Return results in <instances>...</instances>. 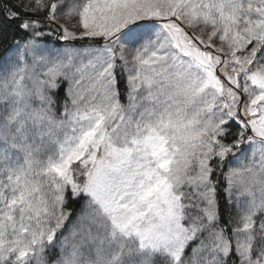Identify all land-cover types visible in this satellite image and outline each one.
Wrapping results in <instances>:
<instances>
[{
	"label": "snow or ice",
	"instance_id": "1",
	"mask_svg": "<svg viewBox=\"0 0 264 264\" xmlns=\"http://www.w3.org/2000/svg\"><path fill=\"white\" fill-rule=\"evenodd\" d=\"M62 13L75 30L54 24ZM85 38L106 59L53 101L57 115L12 68ZM0 45V264H264V0H0ZM125 60L148 103L127 123L113 84ZM49 143L57 156L38 162ZM242 146L251 162L230 168ZM217 173L261 191L227 238Z\"/></svg>",
	"mask_w": 264,
	"mask_h": 264
},
{
	"label": "rangeland",
	"instance_id": "2",
	"mask_svg": "<svg viewBox=\"0 0 264 264\" xmlns=\"http://www.w3.org/2000/svg\"><path fill=\"white\" fill-rule=\"evenodd\" d=\"M67 10H65L66 12ZM56 25L69 28L70 31L75 30V19L61 14L54 21ZM161 25H158V30L161 28ZM203 25H200L194 31L197 35L200 34ZM206 38V37H205ZM82 39H72V40H63L65 42L78 41ZM57 47L54 45L50 46L52 50L45 49L42 45H38L39 51L33 56L32 53H29L19 61L17 65H14L12 71L19 70L20 73L24 76L26 83L30 85V92L35 97H42L45 103H51L53 108V101L56 95V90L61 86L65 85L66 92L69 87V83L80 77H87L92 74V72L98 71L102 67L106 58L102 55H96L97 53L102 52L100 45H80V44H68ZM215 46L219 47L220 42L215 41ZM125 72L127 79L135 71L136 65L131 60H125L124 62ZM6 74L0 72V80L4 78ZM129 82V79H128ZM50 83H55L58 85L55 89L50 88ZM114 87L117 92L116 79L113 81ZM130 85V98L129 105L127 107H121L122 115L124 117L125 123L132 121H137L142 113L145 111V108L148 106L146 101L147 89H134ZM118 99V92H117ZM119 102V100H118ZM120 105V104H119ZM54 110V109H53ZM56 114L59 115V110H55ZM70 127V125H69ZM246 152L245 157L237 160L233 159L230 164V168H240L242 165L249 164L252 160V151L253 149L245 146L243 149ZM13 158H19V162L23 163V154L18 152L12 153ZM239 155V154H237ZM57 151L54 143L46 144L36 152L35 158L38 162H46L49 157H56ZM132 162L143 163L144 158L133 154ZM229 170V169H228ZM122 179L120 173H112L109 178V183L116 185ZM255 194V199L253 196L243 188L242 185L228 183V193L232 203V218L233 226L235 228L242 227V217L247 215L249 212L255 210L259 206L261 200V191L259 185H249ZM67 189V188H66ZM66 191V190H65ZM88 204V203H87ZM87 204L82 209V211L74 218L78 219L87 210ZM259 213L254 219L258 220ZM68 222L65 221V224ZM213 227L217 230H221L217 225V220L213 222ZM68 233H65L67 235ZM224 235V234H223Z\"/></svg>",
	"mask_w": 264,
	"mask_h": 264
},
{
	"label": "trees",
	"instance_id": "3",
	"mask_svg": "<svg viewBox=\"0 0 264 264\" xmlns=\"http://www.w3.org/2000/svg\"><path fill=\"white\" fill-rule=\"evenodd\" d=\"M62 43L63 42L60 40L58 43L55 44L57 47H59L60 45H62ZM75 43L80 45H100L96 41H89L86 38L82 40H78ZM7 47H10V45L8 46L0 45V57H3L6 54ZM115 71L117 73L115 79H116L119 104L121 107H127L129 105V98H130V85L127 79L124 65L118 67ZM55 93L56 95L54 101H59L60 98L66 94L65 85L58 88ZM53 109L59 110L56 106V103H53ZM244 147L245 146H242L243 149ZM225 171H228V169H226ZM217 177L219 182L216 183L215 185L216 187L215 219L217 220L218 227L221 230H223V234L225 238H227L232 235V230L234 228L233 218H232V207H231L232 203L228 193V180L226 179V173L225 176H220V174L217 173ZM74 179L76 180L77 183H82L83 181V178L78 175L74 176ZM69 190L70 188H67L65 191L66 203H67V192ZM76 200L77 202L73 205L72 208H66V211L70 214L69 216L70 219H74L88 203V198L86 196H84L83 198L77 197ZM73 212H75V217H72L71 215ZM66 222H68V220H66ZM233 244H234V238H233ZM228 259H234V258L230 256Z\"/></svg>",
	"mask_w": 264,
	"mask_h": 264
}]
</instances>
